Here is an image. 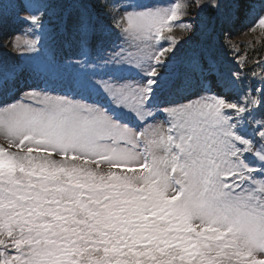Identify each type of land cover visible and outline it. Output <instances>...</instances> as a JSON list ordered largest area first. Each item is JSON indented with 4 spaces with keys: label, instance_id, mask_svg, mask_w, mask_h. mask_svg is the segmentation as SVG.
<instances>
[{
    "label": "snow or ice",
    "instance_id": "obj_1",
    "mask_svg": "<svg viewBox=\"0 0 264 264\" xmlns=\"http://www.w3.org/2000/svg\"><path fill=\"white\" fill-rule=\"evenodd\" d=\"M20 7L13 3L0 17ZM169 14L129 12L117 24L139 33ZM27 18L39 24V17ZM257 27L264 30V16L251 30ZM38 43L26 39L16 47L34 52ZM152 84L105 89L144 120ZM261 93L249 92L243 104L215 99L239 115L259 108ZM200 101L166 110L176 118L166 131L152 124L134 131L99 107L35 91L0 108V130L9 137V148L0 146L9 165L0 173V264H232L233 257L235 264H264L257 258L264 254V120L249 140L229 115L219 126L202 118L208 106ZM157 144L167 152L163 159L154 153ZM57 154L81 163L44 160ZM100 163L139 168L140 175L105 178L83 166Z\"/></svg>",
    "mask_w": 264,
    "mask_h": 264
},
{
    "label": "rangeland",
    "instance_id": "obj_2",
    "mask_svg": "<svg viewBox=\"0 0 264 264\" xmlns=\"http://www.w3.org/2000/svg\"><path fill=\"white\" fill-rule=\"evenodd\" d=\"M46 1L47 0H0V11H7L13 3L21 5L17 14L0 17V67L4 68V73L0 74V108L23 100L26 93L33 91L41 94H50L52 92L60 93L63 95L55 96L64 98L65 96L75 98L82 97V91H79L77 94L75 80L77 81V79L83 78L84 75H80L79 67L75 66V64L73 65L74 62L83 59V56L79 58L81 55H78V57L72 61H67L69 63H66V67L56 76L48 72L37 74L27 70L28 68L37 67L36 61L41 62L39 58L35 57H39V55L43 53L44 47L47 49L44 56H50V50L54 45L51 43V39L55 43L58 39L56 38L57 35L60 36L61 34L69 33V28L73 24L76 27L80 25L82 20L81 11L74 5V1L77 2L78 7L87 8L88 10L91 7L92 15L86 17L87 22L85 28L87 30V41L84 46L85 51L88 52H91L94 47H98L99 56L102 55L101 53L105 54L106 48L108 47V42H106L108 38H103V36H115V33H109V30L103 35L100 25L113 27L114 30L120 29L124 31V25H118L117 21L129 12L168 10L170 14L162 23L154 25L143 32L137 33L133 30L125 33L128 46L131 47V50L141 47L145 49L142 52L130 54L131 58L148 53L153 43H155V35L158 34V36L165 41L167 47L159 56L161 73L145 79V83L148 85L150 81H154V84L151 85V91L155 90L151 92L150 99H148L147 102L154 106H164L167 100V94L183 80L182 77H176L173 74L185 53L194 50L196 47H200L201 52L196 51V55H201L202 58L206 59V48L200 46V43L207 41L213 32V15L210 13V8L212 7L210 4H215L217 0H141L136 3V6L133 0H113L111 5H108L106 0H54L48 7ZM261 7L264 9V6ZM177 8H179L177 10L178 19H172L171 13ZM263 9L261 11L262 14L264 13ZM30 16L39 17V24L32 23L27 18ZM231 17L232 8L223 5L222 18L224 23L226 24L229 22ZM56 22L62 23L59 31L53 28ZM252 28V26H242L234 31L224 29L223 33L218 36L216 42H213L222 47V50L226 52L224 57L227 58L229 64L227 67L224 66L223 68L229 77L233 78L238 84L246 87V90L243 92L233 79H227L225 75L218 73L219 85L217 87L226 85L229 88L227 90H231L232 95L228 96L227 90L222 89V94H226L225 98L231 97V103L243 104L244 97L249 92L257 91V89H264V69L257 68L255 75L249 71L244 72L243 70L247 63L244 57L245 52L242 48L243 45L251 44L254 41H260L264 38L263 30L257 27L256 30L252 31ZM92 33H95L98 38L93 46H89L88 42ZM26 39L38 40V50L34 52H22L17 50V43ZM69 49H71V47L67 48V50ZM147 65L148 63L142 66V73L147 69ZM208 66L213 65L211 62H208ZM213 74V71L208 72L205 79H208L210 75ZM237 76H239L238 79ZM91 83L95 85V80H92ZM54 84L61 85L62 87H56ZM124 86H131V83H127ZM146 86L147 85L143 84L141 88ZM208 89L209 86L204 87L202 85L203 91H207ZM260 95L261 105L259 108L239 115L231 112L232 122L234 124L237 126L240 124L243 125L246 121H249L250 118L256 119L257 116L258 119L264 120V93ZM89 99L98 101L97 97ZM230 107L231 111L233 105L230 104ZM123 110L129 115L131 114L130 109L124 108ZM157 111L158 112L154 114L155 117H146L149 118L146 124L147 126L152 124L158 116L161 115L163 124L155 127V129H163L166 131L172 120L166 118V113H163L159 109ZM142 130L143 128H141V131ZM0 146L5 149L9 148V137L2 130H0ZM9 150L21 152V154H23L22 150L16 147ZM153 150L158 159H163L167 155L163 145L157 144L154 146ZM58 155L59 154L55 156H45L44 160L52 161L54 164L58 165L81 163L80 161L70 159L63 161ZM83 166L91 168L98 174L100 172V169L94 167L95 164L94 166ZM8 167L9 165L5 161L0 160V173L4 172ZM139 171V168H137V172L133 170L128 171L126 167L122 166L121 168H116L115 172L119 175L139 176ZM9 250L14 251L13 249ZM85 255L87 256V254ZM102 256L103 253L93 254L90 259H99L102 258ZM222 259L226 260L227 257H223Z\"/></svg>",
    "mask_w": 264,
    "mask_h": 264
},
{
    "label": "trees",
    "instance_id": "obj_3",
    "mask_svg": "<svg viewBox=\"0 0 264 264\" xmlns=\"http://www.w3.org/2000/svg\"><path fill=\"white\" fill-rule=\"evenodd\" d=\"M264 36V35H263ZM209 43L212 44L211 40H207ZM243 51L245 52V60H247V68H250L253 65V61L255 60L256 62L260 61L262 57L264 56V38H262L260 41H254L251 44L243 45ZM214 52L217 54L218 58L213 59L216 62H219V53L220 49L216 48L213 46ZM255 62V63H256ZM218 64V63H217ZM219 65V64H218ZM191 67L193 69H196L199 65L195 64L194 61L191 62ZM252 68V67H251ZM250 68V69H251Z\"/></svg>",
    "mask_w": 264,
    "mask_h": 264
}]
</instances>
